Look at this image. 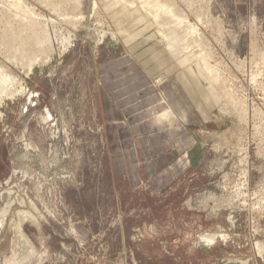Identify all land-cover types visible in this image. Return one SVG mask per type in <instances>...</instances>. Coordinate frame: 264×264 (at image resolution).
Returning a JSON list of instances; mask_svg holds the SVG:
<instances>
[{"label": "rangeland", "instance_id": "obj_1", "mask_svg": "<svg viewBox=\"0 0 264 264\" xmlns=\"http://www.w3.org/2000/svg\"><path fill=\"white\" fill-rule=\"evenodd\" d=\"M0 1V264H264V0Z\"/></svg>", "mask_w": 264, "mask_h": 264}, {"label": "bare ground", "instance_id": "obj_2", "mask_svg": "<svg viewBox=\"0 0 264 264\" xmlns=\"http://www.w3.org/2000/svg\"><path fill=\"white\" fill-rule=\"evenodd\" d=\"M11 1V0H10ZM10 1H9V3H10ZM15 1H18V0H15ZM20 1V0H19ZM44 1V0H43ZM48 1H50V0H48ZM48 1H46L47 2V4H48ZM59 2H60V0H58ZM68 1L69 0H61V3L63 4V3H65L64 5L65 6H70V4L68 5L67 3H68ZM71 1V0H70ZM69 1V2H70ZM79 1V0H78ZM107 1V0H106ZM115 1V0H114ZM117 1H119V0H117ZM121 1V0H120ZM123 1V0H122ZM122 1H121V3H122ZM125 1V0H124ZM141 1H143V0H141ZM171 2H172V0H170ZM1 2V1H0ZM53 2V3H52ZM52 2H50L51 3V5H53V4H55V1L54 0H52ZM74 2V1H73ZM72 2V4H74ZM112 2H113V0H112ZM161 2H162V0H146V2H145V4H146V6H147V8L148 7H151V6H153V7H155V8H157V7H165V3L163 4H161ZM175 2V1H174ZM173 2V3H174ZM8 3V4H9ZM19 3V2H18ZM81 3V2H80ZM114 3V2H113ZM116 3V2H115ZM135 3V2H134ZM16 3H14V5H15ZM67 4V5H66ZM97 4V3H96ZM125 4H126V2H125ZM136 4V3H135ZM175 4V3H174ZM0 5H2V4H0ZM13 5V6H14ZM18 5V4H17ZM20 5H21V3H20ZM23 5V4H22ZM25 5H26V7H27V4L25 3ZM46 5V4H45ZM59 4L57 3V6H58ZM61 5V4H60ZM60 5H59V7H60ZM76 7H77V5H76V2H75V4H74ZM112 5L113 4H111V7H112ZM144 5V4H143ZM142 5V6H143ZM3 6V5H2ZM1 6V7H2ZM7 6V5H6ZM11 6H12V4H11ZM47 6V5H46ZM49 6H50V4H49ZM79 6V5H78ZM108 6V5H107ZM114 6V5H113ZM129 6V5H128ZM171 6H173V5H171ZM178 6V5H177ZM9 7V6H8ZM18 7V6H17ZM23 7V6H22ZM26 7L24 6V8L26 9ZM29 7V6H28ZM27 7V8H28ZM53 7V6H52ZM74 7V6H73ZM130 7V6H129ZM12 8V7H11ZM10 8V9H11ZM21 8V7H20ZM24 8H23V10H24ZM31 8V7H30ZM56 8V7H55ZM61 8H62V6H61ZM75 8V7H74ZM107 8V7H106ZM115 8V7H114ZM166 8V7H165ZM167 8H169V6L167 7ZM6 9V8H5ZM22 9V8H21ZM29 9V8H28ZM59 9V8H58ZM66 9H67V7H66ZM107 9H109V8H107ZM106 9V10H107ZM113 9V8H112ZM131 9V8H130ZM152 9V8H151ZM151 9H149L150 11H152ZM162 9V8H161ZM161 9H159V10H161ZM170 9V8H169ZM6 10H9V8H7ZM13 10V9H12ZM18 10V9H17ZM23 10H21V13H22V11ZM70 10V9H69ZM79 10V9H78ZM105 10V11H106ZM111 10V9H110ZM114 10V9H113ZM115 10H117V9H115ZM142 10H143V8H142ZM148 10V9H147ZM158 10V11H159ZM166 10V9H165ZM171 10V9H170ZM178 10H179V8H178ZM30 11H32V10H30ZM29 11V12H30ZM63 11H65V10H63ZM72 11V10H71ZM76 11H77V8H76ZM75 11V12H76ZM3 12H4V10H3ZM16 12H18V11H16ZM25 12V14H26V12H27V10H25L24 11ZM32 12H35V11H32ZM67 12V11H66ZM75 12H74V14H75ZM107 12H109V11H107ZM148 12V11H147ZM146 12V13H147ZM154 12V11H153ZM159 12H161V11H159ZM170 12V11H169ZM177 12V11H176ZM183 12V11H182ZM1 13V12H0ZM6 13H11V11L9 12H7L6 11ZM13 13H15V12H13ZM13 13H11V14H13ZM62 13V12H61ZM64 13V12H63ZM72 13V12H71ZM71 13H70V16H69V14H68V19H69V17H71L72 15H71ZM149 13V12H148ZM167 13V12H166ZM175 13V12H174ZM174 13L172 14V10H171V14H172V16L174 15ZM2 14V13H1ZM5 14V13H4ZM11 14L10 15H8L10 18H12V20H13V16H11ZM18 14V13H17ZM19 14H20V12H19ZM35 14V13H34ZM80 14V13H79ZM154 14H155V12H154ZM177 14V13H176ZM186 14V13H185ZM14 15V14H13ZM27 15V14H26ZM32 15V14H31ZM64 15V14H63ZM66 15V14H65ZM64 15V16H65ZM78 15V14H77ZM146 15V14H145ZM163 15V14H162ZM2 16H3V14H2ZM28 16V15H27ZM36 16V15H35ZM62 17V18H64V19H66V17ZM179 16H181L182 17V15H180V13H179ZM187 18H188V16L187 15H185ZM14 17H15V15H14ZM17 17H19L18 15H17ZM20 17H22V15L20 16ZM31 17H33V16H31ZM72 17H74V15L72 16ZM71 17V18H72ZM78 17V16H77ZM84 17V16H83ZM145 17V16H144ZM154 17V16H153ZM152 17V18H153ZM175 17H176V15H175ZM23 18V17H22ZM29 18V17H28ZM106 18V17H105ZM146 18V17H145ZM159 18V17H158ZM19 19V21H20V18H17V20ZM25 19V18H24ZM23 19V20H24ZM35 19V18H34ZM80 19V16L78 17V19H76V20H79ZM160 19V18H159ZM167 19V18H166ZM173 19V18H172ZM176 19V18H175ZM180 19H183V17L182 18H180ZM179 18H178V20L179 21H182V20H180ZM185 19V18H184ZM28 19H26V21H27ZM29 20H30V18H29ZM29 20H28V22H29ZM40 20V19H39ZM67 20V19H66ZM69 20H72V19H69ZM149 20V19H148ZM156 20V19H155ZM162 20V19H161ZM164 20H165V18H164ZM174 20V19H173ZM177 20V19H176ZM175 20V21H176ZM177 20V21H178ZM185 20H187V19H185ZM1 21V20H0ZM5 21V20H4ZM7 21V20H6ZM5 21V22H6ZM8 21H9V19H8ZM14 21H16V20H14ZM21 21H22V19H21ZM154 21V20H153ZM160 21V20H159ZM168 21V22H167ZM166 21V23L164 24V25H166L167 23H169L170 21L169 20H167ZM175 21L173 22V23H175ZM32 23H33V21H31ZM163 22V21H162ZM185 22V21H184ZM193 22V21H192ZM7 23V22H6ZM16 23V25L17 24H19L20 22H18V21H16L15 22ZM24 23H26L25 22V20H24ZM31 23V24H32ZM4 24V23H3ZM2 24V25H3ZM28 24V23H27ZM163 24V23H162ZM161 24V25H162ZM188 24H190V23H188V20H187V25ZM12 25H13V23H12ZM26 25V24H25ZM24 25V26H25ZM42 25H43V23H42ZM173 25V24H172ZM6 26V25H5ZM7 26H8V24H7ZM24 26H23V21L21 22V24H19V25H17V27L15 26V28H13V30L11 31L12 33H7L6 31H3V32H1L2 34H0V48H2V52H3V48L4 49H7L8 50V52H7V54H9V51L12 53V54H14L13 55V58H15V59H22V60H24L25 61V59H26V57L27 56H32V54H36V50L37 49H39L40 48V46L41 45H45L46 46V44H48L49 42H51V38H49L50 37V34L49 33H47V32H49V31H47V26H43V30H41V31H38V29L40 30L41 28H40V26L38 25V24H32V25H30L29 26V24H28V27H29V29L31 30V31H33L34 33V38L32 39L31 38V40H28V39H26L25 38V36L23 37L22 36V33L24 34V32H22V30L24 29ZM170 26H171V24H170ZM174 26V25H173ZM173 26H172V28H173ZM176 26V25H175ZM174 26V27H175ZM184 27L186 26V25H183ZM182 26V27H183ZM188 26H192V24L191 25H188ZM194 26V25H193ZM26 27H27V25H26ZM25 27V28H26ZM161 27V26H160ZM184 27H183V29H184ZM6 28V27H5ZM45 28V29H44ZM162 28V27H161ZM177 28V27H176ZM188 28V27H187ZM196 28H198V27H196ZM196 28L195 27H191L189 30H190V37H188L189 38V41H188V45H190L191 43H192V41H193V43L195 42V38H194V36L196 35ZM164 30H165V28H163ZM3 30H5V29H3ZM9 30V29H8ZM159 30H160V28H159ZM168 30V29H167ZM174 30H176V29H174ZM27 31V30H26ZM29 31V30H28ZM177 31H178V29H177ZM176 31V32H177ZM7 33V34H3V33ZM167 32V31H166ZM180 32H182V31H180ZM158 33V32H157ZM162 33V32H161ZM174 33V32H173ZM179 33V32H178ZM187 33H189V32H187ZM32 34V33H31ZM48 34V35H47ZM125 34V33H124ZM159 34V33H158ZM168 34H170V31H169V33ZM180 34V33H179ZM171 35V34H170ZM185 35V34H184ZM184 35H182L181 37H183ZM189 35V34H188ZM28 36H30V35H28ZM27 36V37H28ZM176 36V35H175ZM166 37H168L167 35H166ZM180 37V36H179ZM178 35L176 36V37H174L175 39H173L172 37H171V40L173 39V40H177L178 38ZM180 37V38H181ZM28 38H30V37H28ZM179 38V39H180ZM66 39V38H65ZM162 39H164L163 37H162ZM170 39V38H169ZM183 39V38H182ZM165 40V39H164ZM163 40V41H164ZM173 40L171 41V43H173ZM199 40H200V38H199ZM31 41V42H30ZM67 41V40H66ZM166 41L167 40H165L164 41V43H166ZM184 41V40H183ZM201 41V40H200ZM169 43V42H168ZM175 43V42H174ZM177 43V42H176ZM66 44V43H65ZM170 44V43H169ZM184 44H185V42H184ZM173 45V44H172ZM171 45V46H172ZM179 45V44H178ZM186 45H187V43H186ZM185 45V46H186ZM37 46V47H36ZM170 46V45H169ZM174 46V45H173ZM172 46V47H173ZM176 46V45H175ZM208 46V45H207ZM206 46V47H207ZM44 47V46H43ZM64 47V46H63ZM171 47V48H172ZM177 47H179V46H177ZM171 48H169V50H170V52H171ZM182 48V47H181ZM185 48V47H184ZM189 48V47H188ZM210 48V47H209ZM186 49V48H185ZM168 50V51H169ZM182 50H184V49H182ZM188 49H186V51H187ZM205 50H206V48H205ZM185 51V50H184ZM39 52V51H38ZM175 52V54H179V52L177 51V49L174 51ZM200 52V51H199ZM210 52H211V49H210ZM210 52H208L207 54H211ZM1 53V52H0ZM10 53V54H11ZM44 53V52H43ZM164 53V52H163ZM183 53H185V52H183ZM205 53V52H204ZM203 53V54H204ZM10 54H9V56H10ZM153 54V53H152ZM38 55V54H37ZM189 55H190V52H189ZM197 55V54H196ZM8 56V57H9ZM35 55H33V57H34ZM39 56V55H38ZM175 56H177V55H175ZM187 56H188V54H187ZM192 56H194V55H192ZM191 56V57H192ZM203 56V55H202ZM11 57V56H10ZM31 58V59H34V58ZM36 57V56H35ZM40 57H42V56H40ZM164 56L162 55V54H160V53H157L156 55H154V59L157 61V62H160L158 65L159 66H162L165 62L164 61H166V60H164V58H163ZM189 57V56H188ZM191 57H189L190 59H192ZM204 57V56H203ZM37 58V57H36ZM181 58H183V57H181ZM195 58V57H194ZM200 58V57H199ZM189 59V60H190ZM206 59H208V58H206ZM11 60H12V57H11ZM22 60H20V61H22ZM8 61V60H7ZM17 61V60H16ZM33 61H35V60H33ZM182 61V60H181ZM185 61V60H184ZM208 61V60H207ZM1 62V61H0ZM37 62V61H36ZM190 62H191V60H190ZM199 62V61H198ZM202 62V61H201ZM20 63H22V62H20ZM26 63L27 64H29L28 62H27V60H26ZM33 63H35V62H33ZM209 63V62H208ZM12 64V63H11ZM23 64V63H22ZM21 64V65H22ZM200 64V63H199ZM210 64V63H209ZM4 65V64H3ZM2 64H0V103H1V101L2 100H4L6 97H12V96H14L13 94H17V93H19V90L17 89V87H15V85H16V83H17V80L18 79H16L15 78V76H13L11 73H10V71H9V69L10 68H8V71L5 69V67L3 66ZM31 65V64H30ZM29 65V66H30ZM14 66V65H13ZM26 66V65H25ZM28 66V65H27ZM22 68H23V65H22ZM201 68H204V67H201ZM200 68V69H201ZM27 69V68H26ZM31 69V68H30ZM206 69H210V68H206ZM205 69V70H206ZM212 69V68H211ZM217 70V69H216ZM210 71V70H209ZM26 72V71H25ZM208 71H205V73H207ZM211 72V71H210ZM208 73V74H211V73ZM214 72H215V70H214ZM15 73V72H14ZM199 73V72H198ZM216 73V72H215ZM196 74V73H195ZM200 75L202 74L203 75V73H199ZM207 75V74H206ZM204 76V75H203ZM208 76V75H207ZM215 76V75H214ZM194 77V76H193ZM198 77V76H197ZM208 77H210V76H208ZM216 77V76H215ZM207 78V77H206ZM204 88V87H203ZM214 88H215V86H214ZM14 92V93H13ZM202 92H204L203 90H202ZM166 93V92H165ZM166 95H167V93H166ZM168 96V95H167ZM223 96V95H222ZM168 100V99H167ZM199 100V99H198ZM169 101V100H168ZM225 102V101H224ZM226 103V102H225ZM226 105V104H225ZM171 110V109H170ZM169 110V112H167L166 113V115H169V113L171 112ZM205 111V110H204ZM173 114V113H172ZM174 116V115H173ZM182 122V121H181ZM231 202V201H230ZM230 202H227V203H229L230 204ZM220 205V204H219ZM222 205H223V203H222ZM9 206V205H8ZM8 206H7V208H3L2 210H0V235L2 234V230L5 228V224H6V221H7V215H8ZM10 208V207H9ZM19 217H21L22 218V221H20V222H16V224L15 225H17V226H15L14 228H17L18 229V232L20 233V236H19V238H22V241L25 243V241H26V243L29 245V247H30V249H29V252H31L30 254H28L29 256H31V254L33 253V255H35V248L33 247V245L31 244V241L24 235V232H23V228H22V226H23V224H22V222L26 219V218H30V219H32V220H34L35 222H37V220H36V216L33 214V213H31L30 211H20L19 212ZM16 229V230H17ZM16 230H15V232H16ZM14 234H16V233H14ZM18 234V233H17ZM207 234V233H206ZM209 234V233H208ZM217 234V233H216ZM224 235V234H223ZM16 236V235H15ZM221 236V235H220ZM18 237V236H17ZM216 235H207L206 236V238H204V239H207V240H209L210 238V241H213V240H215L216 239ZM16 239V238H15ZM25 241H24V240ZM18 239H16V241H17ZM21 241V240H20ZM24 243H22L23 245H24ZM26 245V244H25ZM24 245V247H26ZM259 246V245H258ZM15 247H17V246H15ZM22 247V246H21ZM28 247V248H29ZM27 248V249H28ZM18 249H20V248H18ZM24 251H26V248H25V250ZM28 252V251H27ZM27 252H23V253H27ZM13 255V254H12ZM25 255H27V254H25ZM24 255V256H25ZM40 255V254H39ZM22 256V255H21ZM24 256H23V258H24ZM35 256H37L38 257V255H35ZM34 256V257H35ZM42 256V255H41ZM41 256H39V257H41ZM20 257V256H19ZM26 257V256H25ZM33 257V256H32ZM34 257L32 258L33 260H35L34 259ZM36 257V259H38ZM26 259V258H25ZM29 259V258H28ZM31 259V260H32ZM27 260V259H26ZM6 261V260H5ZM12 261H14V259L12 260ZM9 262V261H8ZM7 262V263H8ZM38 262V261H37ZM40 262V261H39ZM7 263H5V264H7ZM10 263H12L11 261H10ZM30 264V263H29Z\"/></svg>", "mask_w": 264, "mask_h": 264}, {"label": "crops", "instance_id": "obj_3", "mask_svg": "<svg viewBox=\"0 0 264 264\" xmlns=\"http://www.w3.org/2000/svg\"><path fill=\"white\" fill-rule=\"evenodd\" d=\"M183 115L185 116L186 115V112H184V114H183V112L181 111L180 116L182 117Z\"/></svg>", "mask_w": 264, "mask_h": 264}]
</instances>
